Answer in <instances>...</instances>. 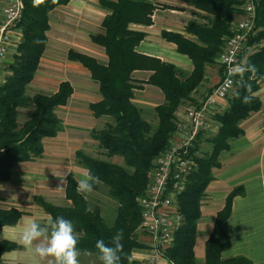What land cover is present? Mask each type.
<instances>
[{"label": "trees", "instance_id": "trees-1", "mask_svg": "<svg viewBox=\"0 0 264 264\" xmlns=\"http://www.w3.org/2000/svg\"><path fill=\"white\" fill-rule=\"evenodd\" d=\"M21 1L23 7L15 22L20 29L21 38L12 61L6 65L4 80L0 83V183L10 179L14 164L41 155L43 137L55 136L61 130L62 121L54 113V108L65 104L72 92L68 81L60 82L57 90L51 94L37 92L28 97L24 92L26 85L34 77L45 48L48 12L68 0ZM184 1L206 13L209 23H186L185 32L195 36V40L182 33L166 30L161 31V36L173 43L177 52L190 59L192 69L187 73L171 63L135 50L138 42L143 39L144 32L130 29L129 24L149 25L156 8H169L165 4H155L149 0H98L99 5L108 13L101 21V31L91 34L90 39L103 47L107 56L106 63L77 50L70 49L67 53L68 59L79 62L98 83L101 98L88 105L92 115H107L112 119L95 133L98 145L103 148L106 156L123 159L122 165L97 158L80 149L74 153L86 171L91 170L93 175L99 177V183L107 187L109 197L117 201L118 207L111 224L106 222L99 206L90 207L84 194L76 191L77 181L71 173L66 175L64 190L69 205H54L40 196L34 199L44 213L52 218L64 216L73 222L80 237V252L98 255L96 241L103 239L109 244L112 236L123 229L120 264H136L130 259L132 249L140 244L136 232L140 222L136 198L145 190L153 160L166 149L172 138L176 110L184 101H191L189 104L198 102L192 99L191 93L203 80L205 67L218 60L225 41L231 34L230 28L235 20L234 9L244 2ZM253 3L254 29L244 41L245 45L238 55V64L239 67L254 64L258 72L251 80L248 72L241 75L237 71L233 74L234 90L227 98V106L222 112L213 115L218 127L216 133L207 139L210 149L202 154L198 151L197 141L204 134L202 131L191 144L189 154L195 167L188 173L177 200L182 223L173 234L172 244L161 251L170 264H198L193 246L204 188L213 178L212 169L219 166L218 154L228 148L229 139L242 133L240 121L260 107L256 95L251 103L242 102L244 95L250 93L241 86V82L250 85L255 94L258 81L264 78V0H253ZM36 40L41 43H35ZM220 68L222 69L221 64ZM135 70L150 71V74L146 80L141 81L133 77ZM142 83L156 86L163 94V101L153 107L157 120L154 126L142 116L141 110L132 101L134 90L141 88ZM30 104L33 106L32 112L21 127H18L17 108ZM234 193L235 191L230 193L224 207L216 215L212 232L205 242L203 264H250L243 257L222 259L220 256V252L229 245L226 222ZM20 215L21 212L15 208L0 209V227L14 224ZM15 246L14 243L0 241V255Z\"/></svg>", "mask_w": 264, "mask_h": 264}, {"label": "crops", "instance_id": "crops-1", "mask_svg": "<svg viewBox=\"0 0 264 264\" xmlns=\"http://www.w3.org/2000/svg\"><path fill=\"white\" fill-rule=\"evenodd\" d=\"M149 1L155 2V4H165L169 8H156L151 15L152 23L149 25L129 24L130 29L144 32V37L138 42L135 50L141 54L154 56L161 61L171 63L186 73L189 72L192 69L190 59L186 55L177 52L173 43L162 38L161 31L179 32L185 37L195 40V36L186 33L184 27L188 21L208 24L207 14L197 10L184 0ZM4 3L5 0H0V22L3 18ZM107 13L108 11L99 5L98 0H68L64 4L56 5L48 12L45 48L39 63H37L38 67L34 77L26 85L24 92L28 97L37 92L51 94L57 90L60 82L68 81L72 87V92L65 104L54 108V113L61 120L62 116L56 113L57 110L66 111L68 114L73 115L72 120L77 121L79 115L75 114L78 108L75 107L70 111L68 109L69 105L73 99L77 103L84 102L86 107L81 112L87 119L89 126L86 128L79 127V125L74 123L73 125L65 123L64 119H62V128L55 136L42 138L43 151L40 155L41 158L51 153L50 156L54 160H60L62 159L61 156L68 150L67 143L70 141L77 140L81 135L83 137L89 135L94 139L95 133L99 131L97 130L99 126L91 125L107 116H94L96 119L91 117L93 115L88 108L89 103L96 102L101 98L98 91V83L90 77V73L79 62L70 60L67 57V53L71 49L90 55L101 63H106L107 56L103 47L93 43L90 35L101 31V21ZM241 16V9L239 7L235 8L234 19H239ZM8 38V52L0 68V83L4 80L7 73L6 65L12 61V56L21 38L20 29L16 24L9 27ZM62 55L63 61L60 57ZM66 69L76 70L77 72L84 70L88 77L82 83V80L80 81L77 76L78 74L76 76L73 74L65 75ZM220 69L218 60L214 64L205 67L203 80L191 93L192 99L199 101L218 82L221 76ZM149 72L146 70H135L132 75L134 78L144 81L148 78ZM37 76L40 78L39 81L36 79ZM49 84H52V87L50 90H46L49 89ZM30 86H33L32 89L35 90L40 89L41 92L36 91L28 95L29 92L27 90H29ZM76 87H79V89ZM233 90L234 88L232 87L229 95L233 93ZM134 91L139 92V94L135 95L136 92H134L133 102L142 109L153 108L162 102V92L151 84L142 83L141 88ZM255 95L260 101V107L257 111L250 112L246 118L240 121L239 127L242 133L235 138L229 139L228 148L218 154L219 166L212 169L213 178L204 188L200 200V216L196 222L193 246L195 261L198 264L204 263L205 242L212 232L216 215L224 207L232 191H235V193L231 197L230 213L226 222L229 245L220 252V256L222 259L243 257L250 264H264V78L258 81V89L255 91ZM186 106H182L183 108L179 107L175 116L181 114ZM28 108L30 109V115L33 109L32 104L18 107L17 118L19 112H24ZM225 108L221 104L215 105L208 114L210 121L216 124L217 127L218 122L213 118V115L217 112H222ZM71 137H75V139H71ZM79 149L74 148L73 154ZM35 158L37 157L17 162L16 164L31 162V160L35 162ZM76 161L78 162L77 159ZM59 164L63 166L62 163ZM78 164L80 163L78 162ZM82 168L83 176H85L87 171L83 166ZM68 173H71L77 181V176L74 172L68 171ZM13 174L11 172L10 179L0 183V209L15 208L21 212V215L14 224H6L0 227V241H7L16 245L0 255V264H47V261H41L32 249L19 243L20 236L29 223L35 221L43 224L45 221L41 220L39 222L38 220L44 218L47 221L49 218L47 213H44L46 216L43 217L42 212L44 211L38 204L34 205L36 207L32 206V199H35L36 196L33 197V194L28 192L30 190L25 185V182L28 183L31 179L40 177L41 180H44L45 187L56 186L57 188L60 186L64 197L65 184H62L60 180L54 181L52 177L38 176L27 172L18 175L20 181H16V183ZM27 193H29L28 201ZM137 234L140 244L132 249L130 256V259L136 264L149 253L145 235L142 232H137ZM91 258L93 260L91 263L101 264L98 255L94 254ZM159 264L170 263L163 257L160 259Z\"/></svg>", "mask_w": 264, "mask_h": 264}, {"label": "built area", "instance_id": "built-area-1", "mask_svg": "<svg viewBox=\"0 0 264 264\" xmlns=\"http://www.w3.org/2000/svg\"><path fill=\"white\" fill-rule=\"evenodd\" d=\"M243 1L239 6L242 16L234 20L219 56L222 73L218 82L197 103L188 104L176 116L172 138L166 149L153 160L145 190L136 198L140 211L139 229L147 237L145 242L150 253L149 258L137 264H159L163 258L161 251L172 244L173 234L182 223L177 200L188 173L195 167L189 154L191 144L201 131L216 133L217 126L208 114L215 105L227 106L238 55L254 29L253 0ZM22 7L21 0H5L0 22V68L8 52L9 27L19 19Z\"/></svg>", "mask_w": 264, "mask_h": 264}, {"label": "rangeland", "instance_id": "rangeland-1", "mask_svg": "<svg viewBox=\"0 0 264 264\" xmlns=\"http://www.w3.org/2000/svg\"><path fill=\"white\" fill-rule=\"evenodd\" d=\"M207 22L209 23V19ZM60 57L63 61V55ZM218 61H219V58H218ZM85 70L88 71L87 69H85ZM72 74L74 76H76L78 74L77 76L80 79V81L82 80V83H84V80H86L88 77L85 74L84 70H80L79 72H77L76 70L66 69L65 75H72ZM36 79L39 81L40 80L39 76H37ZM36 83H38V82H36ZM30 87L28 88L29 90H27L29 92L28 95L33 94L36 91H40V89H38V90L32 89L33 86H30ZM51 87H52V84H49V89H46V90H50ZM76 88L79 89V87H76ZM134 92H136V91H134ZM137 94H139V92H136L135 95H137ZM133 99H134V97H133ZM162 101H163V99H162ZM194 101L197 102V100H194ZM189 103H192V102L191 101H184L179 107H182V106L184 107V105L186 106ZM85 105H86V103H84V102L77 103L74 99L71 102V104L69 105L68 109L70 111H71V109H73L75 107L78 108L79 111L76 110L77 113L75 114V115H79L77 121L72 120L73 115L68 114L66 111L58 109L56 113L59 116H62V119H64L65 123H69L72 125L74 123V124L79 125V127L81 126V127L86 128L89 125L87 124L88 122H87V119L84 117V114L81 112L82 110L85 109V107H86ZM138 108L141 110L142 116L147 121H149L151 125L154 126L156 124L157 120H156V116H155V113L153 111V108L152 107H148V108L143 107L144 109H142L140 107H138ZM29 111H30V109L28 108L24 112H19L18 118L16 119L18 127H21L22 123L25 120H27L25 118H28ZM91 117L93 119H96L94 116H91ZM111 121H112L111 117L106 116L105 118H101L100 120L94 122L95 124L91 125V126H99L97 128V130H100V129L104 128L107 123H109ZM214 133L215 132H208L207 131V132H204L203 135L201 134L202 136L200 138H198V141H197L199 153L202 154L204 151H208L210 149V144L207 141V139H208V137H210ZM71 139H75V137H71ZM199 139H201V141ZM73 141H70L69 143H67L68 144V148H67L68 150H66V152L61 156L62 159H60V160H57V161L54 160L53 157L50 156L51 153H49L48 156L46 155L45 157L43 156L42 158H41V156L35 158L34 159L35 162H32L33 160H31V162H27V163H23V164H16L13 168H11V172L14 173L13 174L14 175V181L15 182L20 181L18 178V175H20L21 173H24V172L36 174L38 176L52 177L54 181L60 180L57 176L54 175V173L67 174L68 171L74 172L76 174L77 181L79 179L84 178L83 171H82L83 170L82 165L78 164V162L74 158V154H73L74 148H80V151L83 150L84 152H86L92 156H95L97 158L112 161V162H118L119 164L123 165V159L121 157H118V156L108 157V156H106L103 148H101L98 145V143H97L98 140H96L95 137L93 139L89 135H86L85 137H83L81 135V137H78L77 140L75 139ZM70 143L73 145H71ZM59 163H62L63 166H61ZM43 181L44 180H41L40 177L39 178L35 177V178L31 179L30 181H28V183L25 182V185L28 186L29 190H30L28 192H31L33 194V197L40 195L41 198L50 201L54 205H58V206L69 205L70 202L63 196L60 186L57 188H56V186L45 187L44 186L45 183ZM84 196H85L84 198H86V200L88 201L90 207H92L94 205L99 206V208L101 209L100 211H101L102 216L104 217V219L106 220V222L108 224L109 223L111 224V222L113 221V219L115 217L116 210L118 207V203L115 199H113L112 197H109L107 187L101 183H97L94 185L93 191L90 194H84ZM26 197H27V201H28L29 193H27ZM32 200H33L32 206L37 205L34 198ZM34 207H36V206H34ZM42 214H43V217L46 216V214H44V212H42ZM41 220L43 222L44 221L46 222V220H44V218L39 219L38 221L40 222ZM136 232L141 233V230L139 229V224L137 226ZM137 236H138V234H137ZM138 238H139V236H138ZM145 239H147V237H145ZM80 253H81V255L79 257L80 264H93V263H91L93 261L91 257H93L94 254L88 253V252H80ZM149 256H150V253H147V255L144 256L142 259H140L138 262L140 263V261H143V260L149 258Z\"/></svg>", "mask_w": 264, "mask_h": 264}, {"label": "clouds", "instance_id": "clouds-1", "mask_svg": "<svg viewBox=\"0 0 264 264\" xmlns=\"http://www.w3.org/2000/svg\"><path fill=\"white\" fill-rule=\"evenodd\" d=\"M35 43H41V41L36 40ZM237 71L241 75L245 72L250 73L249 80H251L255 78L258 69L254 64H248L239 67ZM241 86L246 88L247 93H250L244 95L242 102L244 104L251 103L255 94L252 93L250 85L241 82ZM54 175L60 179L62 184L67 183L66 174L54 173ZM99 182V177L88 170L84 178L76 182V191L81 194H90L94 185ZM123 238V229H120L112 236L109 244H106L103 239L96 241L95 248L101 264H120ZM79 239V234L70 219L64 216H56L55 218L49 216L43 224L35 221L29 223L24 228L19 243L32 249L34 254L41 261L46 260L47 264H80Z\"/></svg>", "mask_w": 264, "mask_h": 264}]
</instances>
